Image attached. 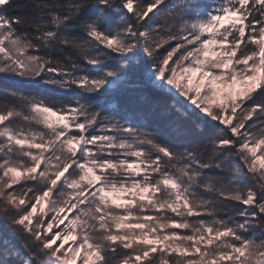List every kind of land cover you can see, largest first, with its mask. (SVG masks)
<instances>
[{
	"label": "snow or ice",
	"instance_id": "6c2138e0",
	"mask_svg": "<svg viewBox=\"0 0 264 264\" xmlns=\"http://www.w3.org/2000/svg\"><path fill=\"white\" fill-rule=\"evenodd\" d=\"M0 264H264V0H0Z\"/></svg>",
	"mask_w": 264,
	"mask_h": 264
}]
</instances>
